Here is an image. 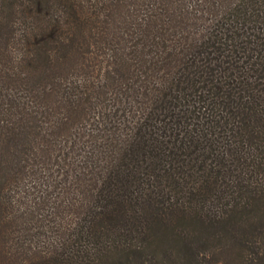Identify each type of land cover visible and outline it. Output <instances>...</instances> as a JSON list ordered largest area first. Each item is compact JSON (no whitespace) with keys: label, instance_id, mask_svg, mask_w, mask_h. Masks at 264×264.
<instances>
[{"label":"trees","instance_id":"1","mask_svg":"<svg viewBox=\"0 0 264 264\" xmlns=\"http://www.w3.org/2000/svg\"><path fill=\"white\" fill-rule=\"evenodd\" d=\"M0 264H264V0H0Z\"/></svg>","mask_w":264,"mask_h":264}]
</instances>
